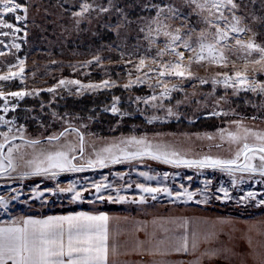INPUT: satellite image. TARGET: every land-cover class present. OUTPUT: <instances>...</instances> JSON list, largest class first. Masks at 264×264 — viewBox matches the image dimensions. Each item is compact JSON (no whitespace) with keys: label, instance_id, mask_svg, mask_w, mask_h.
Wrapping results in <instances>:
<instances>
[{"label":"rangeland","instance_id":"374dc122","mask_svg":"<svg viewBox=\"0 0 264 264\" xmlns=\"http://www.w3.org/2000/svg\"><path fill=\"white\" fill-rule=\"evenodd\" d=\"M234 3L235 9L224 10L226 20L210 18L212 23L223 26L235 15L240 18L238 26L245 29L240 33L229 32L228 39L221 42L220 47L227 48L226 63H213L210 59L196 62L195 52L180 46L183 40H188L192 49L198 51V34L206 31L211 41L215 32L204 19L207 11L194 10L186 0H24L20 4L26 12L5 16L6 22L13 23L20 31L0 28V76L20 73L21 67L23 72L9 80H0V93L3 94L0 96V117L7 121L0 122V133H8L7 143L0 135V143L4 144L0 149V163L6 169L0 171V198L7 205L0 207V222L79 208L108 210L143 219L172 213L194 214L196 220L213 221L229 215L245 220L264 215V203H261L264 201V177L201 168L198 164L187 167L157 161L210 158L235 160L238 164L242 155L237 157L236 154L245 143H262L251 133L264 134V91L259 88L252 91L248 85L238 82L225 87L224 78L225 75L235 77L236 72H241L250 83L264 84V71L251 63L259 59L260 54L253 52L248 56L246 49L236 45V39H240L264 47V0H234ZM84 4L89 5L86 12L81 7ZM156 6L164 9L159 17ZM166 6L176 10L179 18L165 19L172 15ZM77 12L82 15H75ZM15 15L26 18L17 22ZM185 18L190 28L183 30V39L175 47L176 51L185 53L183 63L191 72V78H187V74L185 78L161 77L160 66L175 60L170 50L163 56L158 55L169 42L162 32L174 31ZM157 21H163L168 27H162ZM150 27H159L161 31H152L149 36ZM105 31L113 34L115 40L105 41ZM188 57L193 58L191 64H188ZM141 58L145 65L137 71ZM61 80H76L79 84L60 85ZM104 81L109 84L104 86ZM130 82L129 87H124ZM88 85L100 87L89 88ZM115 88L124 91L132 111L120 107L119 97L104 106V112L117 118L110 131L126 126V119L135 116L141 117L151 131H138L135 127L129 133L103 137L92 129L97 116L82 117L57 108L60 99L81 98ZM12 92L27 95L14 97L9 95ZM43 94L48 98L42 97ZM26 99H39L40 105L23 106ZM113 107L118 111L113 112ZM5 108L8 110L4 111ZM61 132L65 135L60 136ZM229 133L239 139L232 141ZM50 136L58 139L49 141ZM133 137L145 143H128ZM32 140L40 143L31 145L29 141ZM9 148H13L12 168H8L6 158ZM56 151L67 152L75 164L104 158L105 166L102 170L85 169L55 177L51 172L59 171L51 169L44 175L24 177L28 176L24 173L32 171L27 161L42 159V152ZM137 152H151L161 158L147 155L144 159L125 158L126 153ZM113 157H119L120 162L113 163ZM258 157L259 154L251 163L259 165ZM132 159L136 160L130 161ZM245 163L242 161L240 166ZM97 184L102 185L100 192L94 187ZM137 185L160 191L146 193ZM69 186H73V192L59 191ZM222 189L227 191V198ZM185 190L196 195L191 200L178 195ZM76 192L81 197L73 201ZM250 192L252 197L248 196ZM108 197L113 199L110 201ZM119 197L124 199L121 201Z\"/></svg>","mask_w":264,"mask_h":264},{"label":"snow or ice","instance_id":"6c2138e0","mask_svg":"<svg viewBox=\"0 0 264 264\" xmlns=\"http://www.w3.org/2000/svg\"><path fill=\"white\" fill-rule=\"evenodd\" d=\"M186 3L193 5L195 9H202L207 11L208 15L204 18L207 23H210L211 26L215 29V32L212 34V40L208 41V33L206 31H201L196 39V43L198 45V51L196 49H192V45L188 40H183L182 46L185 49H191L195 52L196 62H200L205 59H210L213 63H221L227 60L225 52L227 50L226 47H220L222 41H225L229 37V32L232 33H240L245 31L244 28L239 27L240 18L235 15L232 16L231 22L221 26L219 23H212L210 18H214L216 21L226 20L227 17L224 15L225 9H235L237 5L234 3V0H186ZM83 11H87L89 5L84 4L81 6ZM157 7V17H159L164 9ZM168 7V11L172 13L171 16L165 17V19H178L179 14L176 10L172 9L170 6ZM107 11V9H103ZM18 11L26 12L27 9L23 7L17 0H0V28H9L18 32L20 29L18 27H14L13 23L6 22L4 19L8 14H15ZM218 13V15H215ZM75 15H82L81 12L75 13ZM15 20L20 22L24 20L26 17L21 15H15ZM162 27L167 28V25L163 24V21H157ZM190 28V24L185 18V21L181 23L180 27H177L174 31L164 30L162 34L168 38L169 42L165 46L159 50L158 55L163 56L166 52L170 50L171 53L175 55L174 61H169L166 64H162L160 67L162 70L159 75L161 77L165 75H175L178 78H185L187 74V78H191V72L188 71L187 65L183 63L185 59L184 52L176 51L177 42L183 39L182 32L184 29ZM152 31H156L160 33L161 28L152 29L149 28L148 35L151 36ZM7 35L8 33H3ZM190 35V34H189ZM236 45L240 49H246L247 55L251 56L253 52H258L260 54L259 59H253L251 63L255 65H259V71H264V47H260L259 45L254 44L251 40L247 43H244L240 39H236ZM17 47H19L17 45ZM207 53V56H205ZM219 53V54H217ZM98 60L99 57H96ZM193 62L192 57H188V64ZM23 61H20V64L23 65ZM145 65V60L143 58L140 59L139 65H137V71ZM23 72V67L20 69V73ZM20 73H9L5 76H0V80H9L15 76L20 75ZM233 82H238L240 85H248V87L252 91H256L258 88L260 91H264V84H252L248 81L246 76H243L241 72H236L235 77H230L225 75L224 84L225 87L233 86ZM66 83L71 84H79V81H65L61 80L59 82L60 85H64ZM132 82L124 85V87H129ZM201 83H205V81L201 80ZM104 86L109 84L108 81L103 82ZM89 88L100 87V85H88ZM48 91H54V89H48ZM167 91V88H165ZM3 94L0 93V96ZM9 95L14 97L23 98L27 93L25 92H12ZM152 99H156V97H152ZM147 103V101H145ZM8 109L5 108L4 111ZM113 112L118 111L115 107L112 109ZM0 122H5L3 117H0ZM67 131V130H65ZM75 131V130H74ZM249 133L245 132L247 136ZM0 135L4 136L5 143L8 141V133H0ZM65 135V132H61L60 136ZM232 141H237L239 139L235 134H228ZM251 135L255 136L257 140L262 141L259 145H249L245 143L243 148L237 152V157L240 155H244L246 163L243 166H239L240 171H246L250 173L259 172L260 176L264 177V134L261 133H251ZM15 138V137H13ZM58 139L56 136L48 137V140ZM81 142L83 141V137H80ZM31 145L39 144L38 140L29 141ZM128 143H135L137 145H143L145 142L143 139L137 140L136 138H131ZM4 144L0 143V149H3ZM13 148L8 149L9 155L6 157L8 159V168L13 167V161L11 157V153ZM105 151H110V149H105ZM81 152H83V148L81 147ZM150 155L153 159H160V155H154L151 152L143 153H131L125 154V158H134L139 155ZM259 154V165H254L251 163L253 159L257 157ZM174 155V154H173ZM42 159H34L27 161V165L32 168L30 173L26 172L24 175H44L49 173L51 169H56L59 172L64 171H83L82 167H77L72 164L71 159H69L68 153L65 151H56V152H47L41 153ZM73 157L72 159H74ZM23 159V157H21ZM113 163L120 162L119 157L112 158ZM165 162H171L176 164H184L187 167H192L194 165H199L201 168L204 167H221L224 170L231 171V165L236 163L235 160L229 161H221V160H213L210 158H205L201 161H187V160H172L169 161L165 159ZM95 165H99L101 167L105 166L104 158H98L95 161H88L87 167L91 168ZM0 171H6L3 167V164L0 163ZM57 172H51V176L55 177ZM142 175H144L142 173ZM97 192H100L102 185H95ZM137 187L141 188L143 192L146 193H155L160 191V189L156 188H147L142 185H137ZM59 191L64 192H73V186H69L67 189H59ZM167 192V189H164ZM224 192V197L227 198L228 193L226 190H221ZM170 195V193H169ZM178 195H184L189 200L192 199L195 193L188 192L185 190L183 193H179ZM249 197L253 196V193H248ZM81 194L76 192L72 196V200L76 201L80 199ZM102 199V197H100ZM111 201L113 198L108 197ZM123 197H119V200H123ZM155 199V197H153ZM219 199V197H217ZM264 203V201H261ZM0 207H7L6 202L3 198H0ZM109 217L103 213L99 215H90L86 213H78L76 215H68V216H56V217H48L47 219H24L19 222H15L13 225L0 227V264H109V255H115L117 249L115 245L110 247L109 245ZM223 223V222H221ZM187 222H185L186 227ZM216 224L213 223L207 232L201 235L198 232H193L191 242H189V238L187 235L183 236L175 247V251L177 252H189L190 248L194 252L198 249L201 242L209 243L218 238L219 232L215 230ZM229 249H213L210 251H206L202 253V256L207 257L211 260L214 257H220L223 254L228 253ZM226 258V255H224ZM199 264V261L196 262ZM261 264H264V259L261 260Z\"/></svg>","mask_w":264,"mask_h":264},{"label":"crops","instance_id":"0c3cea01","mask_svg":"<svg viewBox=\"0 0 264 264\" xmlns=\"http://www.w3.org/2000/svg\"><path fill=\"white\" fill-rule=\"evenodd\" d=\"M59 173V172H57ZM86 213L109 217V245H115L116 254L109 255V264H261L264 259V215L245 220L236 216H223L216 221L196 220L194 214L155 215L140 218L119 215L108 210L74 209L45 215H26L18 221L0 222V227L13 225L24 219ZM185 222H187L186 227ZM223 222V223H221ZM215 223L220 234L217 239L201 242L196 251L177 252L175 247L187 235L191 242L193 232L201 237ZM213 249H229L220 257L209 260L202 253ZM226 255V258H224Z\"/></svg>","mask_w":264,"mask_h":264},{"label":"trees","instance_id":"16d2710c","mask_svg":"<svg viewBox=\"0 0 264 264\" xmlns=\"http://www.w3.org/2000/svg\"><path fill=\"white\" fill-rule=\"evenodd\" d=\"M20 3H23L24 0H17ZM58 1V0H57ZM142 14V13H140ZM105 41L112 42L115 40L113 34L108 31H105V36L103 38ZM45 99L48 98L47 95H42ZM115 97H119L122 101L120 104L121 108H125L129 111H132V108L127 104V96L121 88H115L111 91H100L96 94L86 95L81 98L68 97L64 100H59V107H57L60 111H70L80 114L82 117H98L97 120L93 121L92 129L94 133L99 136L108 137V136H117L122 133H129L137 128L138 131H146L152 130L149 129L146 122L139 116H135L132 118H127V125L116 128L115 131H110V126L114 125L117 121V118L111 114H108L103 111V107L110 104L112 99ZM23 106H39L40 100L33 99L24 100ZM157 127H160L157 125ZM165 127V126H161ZM154 128V127H153ZM168 128V127H166ZM169 128H174V126H170Z\"/></svg>","mask_w":264,"mask_h":264},{"label":"water","instance_id":"95a60500","mask_svg":"<svg viewBox=\"0 0 264 264\" xmlns=\"http://www.w3.org/2000/svg\"><path fill=\"white\" fill-rule=\"evenodd\" d=\"M144 158H146V157H142V158H136V159H144ZM136 159H132V160H130V161H134V160H136ZM243 162H244V160H245V158H244V155H242V159H241ZM157 161H159V162H162V163H166V162H164V161H160V160H157ZM242 161H241V163H238V164H234V165H231L230 167H231V171L230 172H234V173H244V174H253V175H258V176H260V174H259V172H256V173H250V172H246V171H240L239 170V166L242 164ZM167 164V163H166ZM112 165H114V164H112ZM104 168V167H103ZM102 167H100V168H96V169H90V170H102L103 169ZM216 168H218V169H221V170H224L223 168H221V167H216ZM89 170V171H90ZM224 171H227V170H224ZM72 173H74V172H71V171H68V172H59V173H57V175H64V174H72ZM25 178H30V177H32V176H30V175H28V176H24Z\"/></svg>","mask_w":264,"mask_h":264},{"label":"built area","instance_id":"2783aa9c","mask_svg":"<svg viewBox=\"0 0 264 264\" xmlns=\"http://www.w3.org/2000/svg\"><path fill=\"white\" fill-rule=\"evenodd\" d=\"M143 153H145V152H143ZM145 155H147V154L139 155V156H136V157H138V158H140V157H145ZM147 156H150V155H147ZM71 162H72L73 165H75V166H77V167H82L83 170H85V169H96V168L101 167V166H99V165H95V166L89 168V167H87L88 162L85 163V164H75V161H74V160H71ZM97 166H99V167H97ZM72 172H74V171H72ZM75 172H77V171H75Z\"/></svg>","mask_w":264,"mask_h":264}]
</instances>
